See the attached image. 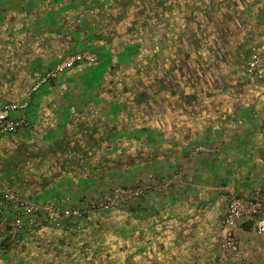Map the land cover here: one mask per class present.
I'll return each instance as SVG.
<instances>
[{
  "label": "crops",
  "instance_id": "1",
  "mask_svg": "<svg viewBox=\"0 0 264 264\" xmlns=\"http://www.w3.org/2000/svg\"><path fill=\"white\" fill-rule=\"evenodd\" d=\"M92 2L0 0V109L22 100L38 78L62 58L93 49L100 50L103 58L94 66L77 65L32 95L26 127L0 138V189L16 191L29 201L53 202L61 209L85 208L116 187L149 185L150 189L113 212L108 222L96 216L83 220L80 229L73 221L64 222L55 232L42 225L32 234L24 232L19 246L0 228V264H103L105 255L117 264H209L219 254L215 237L207 231L210 215L222 202L209 204L215 190L207 187L211 179H221L219 168L225 161L236 168V155L243 161L251 155L250 159L262 160L264 142L261 138L238 149L233 134L219 137L221 128L244 125L248 129L250 122H213L208 126L199 120L173 119L181 118L176 112L183 113L184 108L173 109L169 120L161 121L154 116L157 109L135 107L136 97L154 99L158 88L167 89V84L154 86L145 59L138 63L131 58L133 67L128 75L108 73L107 65H116L122 58L115 43L100 45L98 23H105V30L113 32L110 39L120 25L117 20L111 22L114 14L105 11L106 5L103 12ZM161 31L164 49L171 35ZM127 40V36L118 37L122 43ZM110 80L113 84L107 89ZM140 80L148 82L144 88L137 86ZM108 93L119 108H109ZM129 110L136 114L144 111L149 120L141 125L130 122L131 127L136 126L131 128L133 141L123 143L121 117ZM142 116L137 114V118ZM221 141L227 150L220 149L219 155L191 153L199 146L219 148ZM109 144L114 150L118 146V157ZM91 227L96 229L93 235ZM239 232L254 235L248 225ZM111 236L113 242L104 241Z\"/></svg>",
  "mask_w": 264,
  "mask_h": 264
},
{
  "label": "rangeland",
  "instance_id": "2",
  "mask_svg": "<svg viewBox=\"0 0 264 264\" xmlns=\"http://www.w3.org/2000/svg\"><path fill=\"white\" fill-rule=\"evenodd\" d=\"M215 2L219 4L217 9L212 8ZM92 5L99 10H102L106 5V10L103 9V12L104 10L106 12L111 10L112 14H114L113 17L110 16L111 22L117 20L120 25V29L115 33L114 38L110 39L109 37L111 34L113 35V32L105 30V23L95 20V23L99 22L101 29L99 33L95 32L92 35L96 36L98 33L97 38L101 37L99 43L102 47L115 43L117 45V54L122 58L119 59L120 62L119 60L117 61L116 65L107 63L108 73L116 74L119 72L117 75H128L129 69L133 67L131 62H129L131 58L138 59V63L143 62L145 59L148 60L145 66H147V72L150 73L149 78L155 79V86L157 78L163 76L162 73L168 72L175 65L178 68L181 67L180 62L188 55L189 49L191 47L193 49L189 55L190 58L187 59L185 57V63L183 61L181 68L182 73L187 76L185 84L188 88L185 87L184 89V98L180 100L179 97L171 96L168 103H160L158 100L154 101L153 98H147V100L144 99L143 101L141 97H136L135 101L137 104L135 107L157 109H154L157 111L154 116L161 121L169 120L167 116L171 115L173 109L177 111L175 108H184L183 113L176 112L180 115L182 114L181 118L174 116L173 119L185 122L199 120L200 124L208 123V126H212L211 123L213 122H250V128L248 129L244 125H239L240 127L236 129L231 127L230 129L221 128L219 137H228V132L233 134L232 138H236V147L238 149H241L242 144L247 146L249 142H257L261 138L262 142H264V52L258 53V49L264 47V0H112L109 4L106 0H99V2L98 0H93ZM193 10L201 12L197 20H199L200 16L205 20L204 33H198L194 36V38L198 39L195 43L196 45H191L190 38L187 37L189 30H194L199 24L192 22L189 27L186 25L182 26L184 17L187 18ZM178 18L179 26L177 25ZM108 21L107 19L106 24L109 23ZM147 21L148 24L151 22L152 25L148 26ZM160 23L162 27L159 29L160 26L158 24ZM96 29L99 30V28ZM161 30L167 31L171 35V40L164 46V49H161L160 46L164 37V32ZM126 36L128 38L126 42H124L126 38L123 39V43L118 41V37ZM99 52L100 50L93 49L90 53H77L82 55L92 54L95 57L93 63L83 62L78 64V66H94L100 63L103 58ZM107 53H104V57ZM256 53H258V62L254 67H250L249 63L252 55ZM65 58L59 60L57 64ZM149 61L153 62L149 64ZM158 74L161 75L157 76ZM143 81L145 83L141 82V80L137 82L139 88L141 86L144 88L145 84L148 83L146 80ZM106 82L107 86L110 83L113 84L111 80ZM189 82L194 84L193 87H191ZM111 88H113V85ZM107 89H109V86ZM108 100L109 108H119L115 98L110 93H108ZM152 101H154V105L150 107ZM105 102H102V105ZM166 108H169V112ZM137 114H142L143 116L137 118ZM137 114L131 113V110H129L121 117L123 126L120 128V133L123 136L121 138L123 143L133 141L132 137H130L133 135L131 128L136 126L131 127L130 122H132V125H141L149 120L146 119L144 111H139ZM147 116L149 117L151 114L148 113ZM223 125L225 124L220 126ZM2 137L6 136H0V138ZM225 141H221L223 145H220L219 148L216 146L214 148L211 146H199L191 149L193 150L191 153L211 155L216 152L219 155L220 149L223 152L227 150V146L224 144ZM112 147V144L108 145L109 149H112ZM117 148L118 146L111 151L117 153L119 151ZM116 155L117 157L119 156L118 153ZM243 156L246 158L247 154L245 153ZM238 157L236 155L235 162L237 163L236 165L234 164L235 169L232 168L233 164H229L231 162L225 161L224 166L219 168V177L221 179L218 177L214 180L211 179V184L207 187L215 190V193L212 192V200L209 201V204L214 205L216 202H222V206L220 205L219 209L216 208L214 213L210 215V228L207 230L211 237H215L218 250L220 249L218 227L226 211V205L231 198L249 196L256 190L264 192V155L262 160L259 158L250 159L249 157L243 161ZM233 184L239 186V189L237 190ZM231 186H233V189ZM120 188L123 187H116L103 194L99 200L90 201L85 208H66L78 209L83 212L80 220H73L75 228L80 229L79 225L83 220L96 216L102 217V220L105 219L106 222L107 218H112L113 212L120 211V209L129 205L131 202L125 206L92 207V205L99 203L100 200L114 195L115 190ZM12 192L16 193V191ZM18 195L24 199L20 194ZM26 201L35 203L33 200ZM8 218L10 220L11 216ZM9 223L10 221H4L0 215L1 230L7 234L12 244L19 246L22 234L26 231L31 233V230L24 223L23 231H20L16 236H12ZM63 223L60 224V227ZM95 232L96 229L91 227L92 235ZM239 233V230H237V239L243 257L252 264H264V237L249 234L247 236ZM95 235L97 236V234ZM108 240L113 242L112 236L108 239L104 238L105 242ZM98 251L99 249L94 251V253L96 254L97 252L99 254ZM218 255H220V251ZM101 260H103V262L101 261L103 264H117L114 258L109 255H105ZM213 260L214 258L212 257L209 264H214Z\"/></svg>",
  "mask_w": 264,
  "mask_h": 264
},
{
  "label": "built area",
  "instance_id": "3",
  "mask_svg": "<svg viewBox=\"0 0 264 264\" xmlns=\"http://www.w3.org/2000/svg\"><path fill=\"white\" fill-rule=\"evenodd\" d=\"M259 52H264V47L259 48ZM258 53L252 55L250 67L257 64ZM94 61L95 57L92 54H77L65 58L45 72L22 100L8 103L0 109V136L14 135L26 127V113L32 95L40 88L55 82L63 73L74 66L83 62L91 64ZM149 189V185L123 187L115 190L114 195L100 200L92 207L125 206L143 197ZM82 214L83 212L78 209H61L54 203H29L15 192L0 190V215L4 221H10V234L12 236L23 231L24 223L27 224L31 232H36L42 225L55 232L60 228L61 223L80 220ZM9 216H11L10 220H8ZM244 225H248L255 236L264 237V192L261 190H256L249 196L231 198L218 227L220 255L214 257V264H252L243 257L237 239V230L242 229Z\"/></svg>",
  "mask_w": 264,
  "mask_h": 264
},
{
  "label": "trees",
  "instance_id": "4",
  "mask_svg": "<svg viewBox=\"0 0 264 264\" xmlns=\"http://www.w3.org/2000/svg\"><path fill=\"white\" fill-rule=\"evenodd\" d=\"M218 3H213V9H217L218 7ZM211 7V6H210ZM201 12L200 11H196V10H193L190 12L189 16L186 18V26H190V24L193 22V23H196V24H199L196 26V28L194 30H189V33H188V38H190V42L193 44H195L198 39L194 38V36H196L198 33L202 34L204 33V30H205V20H203V18L200 16L199 20H197L198 18V15L200 14ZM204 17V16H203ZM195 24V25H196ZM196 45V44H195ZM191 52L192 47L189 49ZM181 67L178 68L177 65H175V67L171 68L170 69V72H167V76L169 78H171V84L169 85L170 87H167V89H164V88H161L159 87L158 88V94L157 96L154 98V99H158V101L160 103H168V100L171 96L173 97H176L180 100H182L184 98V89L185 87L188 88V86H186L185 82L187 80V76H185V74L182 73L181 71V68L183 66V63L180 64ZM179 71V72H178ZM188 75V74H186ZM158 84L160 85L158 82H155V84ZM191 84V87H193V83L192 82H189ZM155 87H157V85H155Z\"/></svg>",
  "mask_w": 264,
  "mask_h": 264
},
{
  "label": "flooded vegetation",
  "instance_id": "5",
  "mask_svg": "<svg viewBox=\"0 0 264 264\" xmlns=\"http://www.w3.org/2000/svg\"><path fill=\"white\" fill-rule=\"evenodd\" d=\"M190 14V13H189ZM184 23H185V25H186V18L184 17ZM188 38V37H187ZM192 45V44H191ZM194 45V44H193ZM191 54V52H189L188 53V55H186L185 57L188 59V58H190V55ZM184 57V59H183V61H184V63H185V60H186V58ZM183 61L182 62H180L181 64L183 63ZM168 72H170V69L168 70ZM168 75V74H167ZM166 74L164 75L163 74V76L162 77H159V78H157V82L159 83V84H167V87H170L169 85L171 84V78H169L168 76H167ZM154 81H155V79H154Z\"/></svg>",
  "mask_w": 264,
  "mask_h": 264
}]
</instances>
